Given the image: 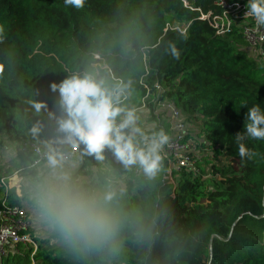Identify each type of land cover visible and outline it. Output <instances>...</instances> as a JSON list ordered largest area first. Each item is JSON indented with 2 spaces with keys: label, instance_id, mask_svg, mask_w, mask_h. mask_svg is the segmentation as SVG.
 <instances>
[{
  "label": "trees",
  "instance_id": "16d2710c",
  "mask_svg": "<svg viewBox=\"0 0 264 264\" xmlns=\"http://www.w3.org/2000/svg\"><path fill=\"white\" fill-rule=\"evenodd\" d=\"M186 1L193 9L182 0H86L82 9L64 0H0V151L12 149L21 160L32 159L18 153L23 143L64 149L67 144L54 143L60 134L49 112L60 110L50 85L89 74L113 92L122 81L130 93L126 107L141 103L142 80L169 88L166 96L200 122L201 147L214 160H227L209 172L203 165L197 175L184 171L172 184L164 166L153 177L104 172L95 164L86 172L94 154L85 153L75 177L95 174L101 191L111 175L124 180L106 205L111 232L94 238L56 232L67 248L49 249V240L37 237L34 255L18 245L0 264H264V140L243 141L254 155L242 160L234 139L244 131L248 107L264 108V64L238 48L247 45L238 30L219 37L199 20L196 9L219 12L218 0ZM172 20L188 24L187 32L170 29ZM36 102L46 107L37 112ZM44 173L24 174L45 181ZM23 195L0 186V200L11 206L32 200Z\"/></svg>",
  "mask_w": 264,
  "mask_h": 264
},
{
  "label": "clouds",
  "instance_id": "9594fccd",
  "mask_svg": "<svg viewBox=\"0 0 264 264\" xmlns=\"http://www.w3.org/2000/svg\"><path fill=\"white\" fill-rule=\"evenodd\" d=\"M66 6L82 9L86 0H64ZM246 15L255 23L264 26V0H247ZM174 57L179 53L172 46ZM51 90L58 93L60 115L49 112L56 120L60 134L55 144L83 146V151L95 155L97 160L104 159L107 149L126 168L138 166L145 175L153 177L161 168L165 145L169 141L163 129L145 131L139 126L137 111L123 106L118 93L110 91L89 74H73L59 83H52ZM32 107L39 112L46 107L36 102ZM38 127L32 129L35 136ZM238 145V154L243 160L252 159L254 153L243 143L246 139L264 140V108L260 104L248 107L245 114L244 131L234 136ZM48 178L35 186L30 199L35 203L38 215L56 224L66 234H75L86 238L105 236L114 227L107 202L113 199V193L105 194L102 201L75 192L69 176L63 171V154L55 147H48L45 153ZM19 177L13 176L10 187L21 195Z\"/></svg>",
  "mask_w": 264,
  "mask_h": 264
},
{
  "label": "built area",
  "instance_id": "2783aa9c",
  "mask_svg": "<svg viewBox=\"0 0 264 264\" xmlns=\"http://www.w3.org/2000/svg\"><path fill=\"white\" fill-rule=\"evenodd\" d=\"M186 7L192 8L186 0H182ZM220 8L219 12L209 11L204 14L201 9H196L200 12L199 20L207 22L219 37H225L227 34L238 30L244 39L245 44L249 45L253 53H258L264 48V26H259L255 23L254 19L246 15V2L227 0H218L217 3ZM193 9V8H192ZM170 29L178 30L182 34L187 32L188 24L184 26L168 25ZM105 68H108L105 66ZM118 85L115 87L114 92L120 96L121 103L128 100L130 93L122 89V81H117ZM140 84L145 88V96L142 98L141 103L134 108L139 117L138 124L145 131H158L163 129L168 135L169 141L164 147L162 153L163 160L161 166L165 167L167 171L165 180L174 184V180L180 173L187 171L199 174V165L205 161L206 154L209 149L201 147L204 143L203 138L199 137V131L195 128L193 120L190 116L185 115L180 108H178L173 101L167 96L169 88H163L158 82L150 86L146 81H141ZM51 147L57 148L64 156L63 168L79 159L85 152L83 146L67 145L64 149H60L54 145ZM48 147L42 149L34 143H23L18 153L23 155H30L32 158L31 163L23 166L11 174H0V186L4 188L6 193L10 189V181L13 176L21 179L20 190L22 187L28 185V180L25 178L26 172H35L45 175L44 172L49 173L46 167L45 153ZM104 159L99 160L102 163H111L113 170L117 172L130 171L135 174H143V171L138 166L125 167L119 162L109 150H105ZM208 155L213 156V153ZM217 161V160H215ZM219 165L217 163H213ZM21 196V195H19ZM34 212H30L27 206H11L4 197L0 200V257H5L10 251H15L18 245L28 246L33 249L34 255L38 249V242L36 238L39 237L38 233H34Z\"/></svg>",
  "mask_w": 264,
  "mask_h": 264
},
{
  "label": "rangeland",
  "instance_id": "374dc122",
  "mask_svg": "<svg viewBox=\"0 0 264 264\" xmlns=\"http://www.w3.org/2000/svg\"><path fill=\"white\" fill-rule=\"evenodd\" d=\"M171 26H184L181 25L179 23H177L176 21L172 20V22L170 23ZM238 48L241 49L242 51L246 52L247 54H249L251 57H253L254 59H258V61L260 62V64H264V57H263V51L261 52V50L258 53H253L249 47V45H245V46H240L238 45ZM193 123L195 125V128L197 129H201L200 128V122L197 120H193ZM13 148V147H12ZM15 155L16 153L13 152L12 149H10L9 151H0V174H2L4 171H6L8 174H10V169L9 168H19L20 164H21V160L24 161V163L22 165H28L29 163H31L32 159H26L25 157L21 158V160L19 158H16V156L13 157V155ZM206 156L208 157L209 155L207 154V152H205ZM206 158V157H205ZM208 159V158H207ZM18 160H20L19 162H17ZM29 160V161H28ZM206 163V159L204 161ZM209 164L205 165L204 163L202 164L203 167L205 169H207V171L209 172L211 165L213 163H217L220 165L226 164L227 160L226 158H224L223 156H221L219 159H217V161H215L213 159V157H209ZM83 163L80 160L75 161L74 163H72L70 166H68L69 168H67L66 170L68 171V173H70L69 175V183L72 187V189L75 192H80L83 194H89L90 198H94L96 200H100L103 198V196L109 192L111 193H116L117 191H122L124 189V183L122 179L118 178L115 174L111 175L107 178V180L109 181V186L107 188V190L105 191H101L97 186V176L95 174H86V175H81V176H76V171L79 168V166H81ZM99 164L100 165V169H102L104 172H112L113 169L111 167H109L108 165L111 163H106L103 164L102 162H100L99 160H95V165ZM16 165V166H15ZM93 163H87V166L85 168V171H93L94 172V166ZM22 168V167H20ZM12 170V169H11ZM180 176L177 175V177L175 179H178ZM30 181L28 182V185L24 187L23 190V196L25 197H29L30 193L32 191H34L35 186L38 183L44 182V181H38L35 178L30 177ZM174 184L177 183L176 180L173 181ZM30 199V197H29ZM25 205L27 206L28 210L30 212H34L35 215V220H34V233L35 231L38 233V235L40 236L41 240H49V244L46 245L47 248L51 249V248H67V238H54V234L56 232H59L60 234H65L64 231H62L60 229V227L56 224L50 223L49 221L41 218L36 210V206L33 200H26ZM43 238V239H42ZM122 264H127V263H122Z\"/></svg>",
  "mask_w": 264,
  "mask_h": 264
},
{
  "label": "crops",
  "instance_id": "0c3cea01",
  "mask_svg": "<svg viewBox=\"0 0 264 264\" xmlns=\"http://www.w3.org/2000/svg\"><path fill=\"white\" fill-rule=\"evenodd\" d=\"M95 160H96V158H95V155L93 156V160H92V163L93 164H95ZM107 163V162H106ZM106 163H103V164H106ZM97 165H99V164H97ZM109 165H111V168L113 169V166H112V164H109ZM100 166V165H99ZM101 168V167H100ZM113 171H115V170H113ZM40 237V236H39Z\"/></svg>",
  "mask_w": 264,
  "mask_h": 264
}]
</instances>
